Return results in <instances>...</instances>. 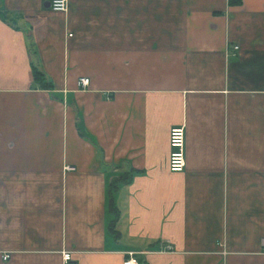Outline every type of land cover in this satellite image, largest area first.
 I'll return each mask as SVG.
<instances>
[{
    "label": "crops",
    "instance_id": "crops-1",
    "mask_svg": "<svg viewBox=\"0 0 264 264\" xmlns=\"http://www.w3.org/2000/svg\"><path fill=\"white\" fill-rule=\"evenodd\" d=\"M51 1L0 0V264H264V0Z\"/></svg>",
    "mask_w": 264,
    "mask_h": 264
},
{
    "label": "built area",
    "instance_id": "built-area-1",
    "mask_svg": "<svg viewBox=\"0 0 264 264\" xmlns=\"http://www.w3.org/2000/svg\"><path fill=\"white\" fill-rule=\"evenodd\" d=\"M50 8L55 13H67L69 9L68 0H52ZM238 48H236L237 50ZM80 88H87L90 85V79L82 78L78 83ZM170 157H169V170L172 173H183L186 169V127H174L170 131L169 136ZM137 253H127V258L123 264H140L136 258ZM9 257L6 256L5 259ZM64 264H78L73 260L71 252L63 253Z\"/></svg>",
    "mask_w": 264,
    "mask_h": 264
},
{
    "label": "trees",
    "instance_id": "trees-1",
    "mask_svg": "<svg viewBox=\"0 0 264 264\" xmlns=\"http://www.w3.org/2000/svg\"><path fill=\"white\" fill-rule=\"evenodd\" d=\"M34 79L36 82H38L40 84V86L43 88V89H51V85L49 83H47L46 81V77L45 75L37 68H34ZM116 189V186H113L112 187V195H113V192L114 190ZM110 205H111V208H112V211L116 214V207L114 205V201L113 199L110 200Z\"/></svg>",
    "mask_w": 264,
    "mask_h": 264
}]
</instances>
